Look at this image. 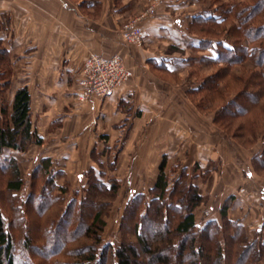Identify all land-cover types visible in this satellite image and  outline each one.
<instances>
[{
	"label": "trees",
	"instance_id": "16d2710c",
	"mask_svg": "<svg viewBox=\"0 0 264 264\" xmlns=\"http://www.w3.org/2000/svg\"><path fill=\"white\" fill-rule=\"evenodd\" d=\"M209 1L217 7L208 15L200 14L191 26L193 32L206 39L200 41L189 58L192 67L188 77L182 80L171 76L169 73L172 72L164 64L155 63L162 71V77L170 75L171 81L184 83L190 88L187 97L199 111L205 113L209 110L215 114L213 123L218 129L241 146L250 148L259 138H264V0ZM198 50H213L215 57L198 56ZM5 51L7 49H0V54ZM1 61L6 63L7 57L3 60L0 56ZM249 62L254 65L253 70L246 68L245 64ZM7 65L8 75L12 78L9 62ZM1 89L8 91L10 88ZM232 93L234 97L231 98L228 94ZM0 111V171L5 174L0 192L14 197L24 191L26 184L17 159L5 155V151L25 154L32 146L42 145L43 140L33 125L32 97L28 88H19L15 92L10 113L6 105ZM165 168L164 161L149 190V202H146L144 194L132 196L128 201L124 219L134 226L133 239L125 237L120 247L113 251L110 246L102 249L100 246L101 234L106 227L105 218L119 194L118 181L110 179L105 183L91 169L84 196L77 195L62 208L60 195H66L68 189L55 181L61 173L55 170L50 158L40 160L31 175L29 195L22 203L23 213L26 214L27 210L28 215L20 218L26 229L32 221L29 219L30 211L35 209L34 222H37L35 227L40 234L24 238V263L264 262L263 228H259L256 239L250 241L245 226L229 218L228 202L220 209L223 226L214 220L199 225L195 211L205 203V197L197 187L188 183L187 170L182 171L172 185ZM253 168L258 175L264 176V143L261 152L253 158ZM8 226L0 209V264H17L14 236ZM123 227L127 228L126 225ZM221 237H224V242ZM81 239L90 243H78ZM69 244L77 247L66 250ZM32 255L39 257L37 263L32 260Z\"/></svg>",
	"mask_w": 264,
	"mask_h": 264
},
{
	"label": "crops",
	"instance_id": "0c3cea01",
	"mask_svg": "<svg viewBox=\"0 0 264 264\" xmlns=\"http://www.w3.org/2000/svg\"><path fill=\"white\" fill-rule=\"evenodd\" d=\"M216 7L209 0H0V44L8 51L11 45L12 102L19 88H28L33 125L43 140L29 151L34 150L39 160L50 158L55 169L61 164L63 175L76 169L72 164L81 156L78 151L89 148L86 155L92 157L93 149L102 147L104 153L121 138L127 140L123 154L132 155L142 140L141 127L148 123L145 113L137 111L134 117L139 107L143 112L144 94L148 98L150 88L161 87L186 92L184 83L169 78L188 77L189 58L206 39L191 26L200 14L208 15ZM131 21L143 30L141 47L127 44L121 36L123 25ZM90 54L120 57L132 77L105 100L81 103L78 80ZM197 54L215 57L213 50ZM155 62L172 75L162 77ZM134 101L135 110L127 105ZM127 124L130 129L124 127ZM90 162L93 168L95 162ZM75 167L77 172L91 169H81V163Z\"/></svg>",
	"mask_w": 264,
	"mask_h": 264
},
{
	"label": "rangeland",
	"instance_id": "374dc122",
	"mask_svg": "<svg viewBox=\"0 0 264 264\" xmlns=\"http://www.w3.org/2000/svg\"><path fill=\"white\" fill-rule=\"evenodd\" d=\"M6 47L0 46V49H6ZM9 48L10 51L7 50L0 54L3 56V60L7 57L6 63L3 61L0 63V109L6 105L10 113L12 78L8 75L7 64L9 62L11 66V60L9 61L11 45ZM245 65L249 70L254 69V65L250 62ZM4 72L6 74H3ZM1 88L10 89L2 91ZM189 89L187 88L184 92L183 88H150L149 90L152 91H148L150 96L146 98L144 94L143 112L139 111V107L135 111L134 117L137 116V111L141 114L145 113V121L148 120V123L141 127L143 128L142 140L137 142L138 147L136 146L131 151L132 155L125 156L123 154L127 140L122 138L112 141V147L108 151L106 149L104 153H102V147L93 149L92 157L86 155L89 148H87V152L78 151L81 156L80 158L77 156L73 163H81V169L88 170L91 168L90 161L93 160L95 163L91 169L99 178L105 183H109L110 179H116L120 184L118 197L111 203L110 211L105 218L106 227L101 234L100 249L110 246L114 251L120 247L125 237L133 239L134 226L131 223L128 224L127 219H124L127 203L132 196L139 194H144L147 198L146 202H149L151 199L149 190L154 185L160 166L164 161L166 162L165 172L172 185L180 178L182 171L187 170L189 177L186 180L191 186L197 187L201 195L205 197V203L195 211L196 222L199 225H206L209 221L214 220L223 226L220 209L228 202L230 205L229 218L245 226L250 241L256 239V231L259 228L264 229V176L258 175L253 168V158L261 152L264 138H259L253 147L241 146L230 135L214 125V113H210L209 110L204 113L197 109L195 103L187 97ZM184 94H186V98ZM203 94H207V92ZM228 95L231 98L234 97L233 93ZM147 103L149 104L146 105ZM127 105H133L134 109L135 101ZM133 109L130 112H134L135 109ZM183 118H186L190 124L187 121L185 125L181 124L180 121L183 123ZM127 126L128 124L124 127ZM90 144L92 142H89ZM30 151L25 154L5 151V155L17 159L21 177L26 186L22 193L14 197L0 192V209H2L3 216L9 224V230L14 236L17 264H25L23 259L26 254L23 247L24 238L40 234L35 227L37 224L34 222L35 209L30 211L29 219L32 221L26 229L23 227V222L20 221V218L28 215L27 210L26 214L23 213L25 208L22 203L29 195L31 175L40 162L39 155L34 154V150ZM75 164H72L73 167L79 169V167H75ZM56 167L57 172H61L63 169L61 164ZM76 169H72L73 172L68 170L66 175L61 173L55 178L56 183L60 184L59 186L68 189L66 195H60L62 208L73 198H77V195L78 197L84 196V190L88 187L87 175L91 169L85 172H77ZM4 175V172L0 171V190L3 188L2 178ZM17 204L19 207H14ZM123 225H126L127 228L124 229ZM24 230L26 231L24 232ZM127 232L131 233L126 236ZM221 240L224 242V237H221ZM82 242L90 243L85 239L79 240L78 243ZM75 247L77 245L69 244L65 249L70 250ZM38 258L36 255H32V260L36 263L39 261ZM87 264L96 263L89 262ZM259 264H264V262Z\"/></svg>",
	"mask_w": 264,
	"mask_h": 264
},
{
	"label": "built area",
	"instance_id": "2783aa9c",
	"mask_svg": "<svg viewBox=\"0 0 264 264\" xmlns=\"http://www.w3.org/2000/svg\"><path fill=\"white\" fill-rule=\"evenodd\" d=\"M123 40L130 45H143V30L137 21L127 22L121 29ZM132 77V72L118 56L90 54L78 80L77 98L81 103L92 99L105 100Z\"/></svg>",
	"mask_w": 264,
	"mask_h": 264
}]
</instances>
